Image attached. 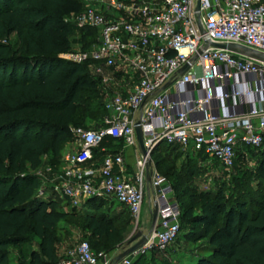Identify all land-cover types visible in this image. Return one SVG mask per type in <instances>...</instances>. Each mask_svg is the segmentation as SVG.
Returning <instances> with one entry per match:
<instances>
[{"label": "built area", "instance_id": "built-area-1", "mask_svg": "<svg viewBox=\"0 0 264 264\" xmlns=\"http://www.w3.org/2000/svg\"><path fill=\"white\" fill-rule=\"evenodd\" d=\"M84 2L86 8L66 22L77 31H95V41L59 58L88 65L103 88L105 117L96 129H71L78 150L54 172L53 191L82 211L89 210L91 199L123 205L137 225L150 189L156 224L145 234L146 244L119 262L83 241L59 264H133L149 250L163 251L180 232L173 188L151 159L159 144L199 154L225 169L263 144L264 63L213 44L264 54V0ZM185 65L188 70L179 74ZM138 123L145 156L138 150ZM106 138L121 149L95 162L94 151ZM127 148L137 152L132 165L124 159Z\"/></svg>", "mask_w": 264, "mask_h": 264}, {"label": "trees", "instance_id": "trees-1", "mask_svg": "<svg viewBox=\"0 0 264 264\" xmlns=\"http://www.w3.org/2000/svg\"><path fill=\"white\" fill-rule=\"evenodd\" d=\"M86 6L84 0H0V264H10L9 248L21 251L29 234L38 239V248L15 264H59L56 231L71 214L58 209L52 197L56 192H45L48 198L39 195L38 177L26 170L38 169L46 154L56 170L62 145L75 140L71 129L83 127V113L95 114L100 126L105 117L102 86L88 65L59 58L76 45L86 49L95 41V31H77L66 22ZM114 143L106 138L94 151L95 162L121 149ZM248 154L257 159L251 174L255 190L240 186L228 195L201 191L189 195L184 206L175 201L180 229L181 223L199 227L193 240L204 241L209 252L191 264H264V138ZM158 160L152 162L161 174ZM239 160L244 156L234 166ZM105 203L89 200L83 218L100 244L95 250L87 241L96 253L119 242L129 226L118 224ZM144 259L142 255L133 264H149Z\"/></svg>", "mask_w": 264, "mask_h": 264}, {"label": "rangeland", "instance_id": "rangeland-1", "mask_svg": "<svg viewBox=\"0 0 264 264\" xmlns=\"http://www.w3.org/2000/svg\"><path fill=\"white\" fill-rule=\"evenodd\" d=\"M10 38H14L11 35ZM102 88V87H101ZM103 94V88L101 89ZM82 126L87 129H96L100 126V120L95 114L90 115L83 113ZM165 143L160 144L156 152L151 153V158L155 161L159 157L160 164L158 169L165 180L175 189V201L181 205L187 203L188 196L201 191L215 194L218 191H223L228 195L229 191H238V188L244 187L251 191L256 189L252 172L256 166V158L250 157L249 154L244 156V160H239L236 166L225 169L217 162L208 161L197 157L193 152L172 148ZM78 150V143L76 139L64 143L62 145L59 157L56 159L60 165L56 170L49 166L48 161L51 158L50 154L43 157L42 165L34 170H26V173L33 174L39 179V187L37 192L43 196L49 190L53 191L54 172L63 169V160L67 154ZM127 152V158H129ZM132 156V154H131ZM131 158V157H130ZM131 161V159L129 160ZM154 165V162H152ZM192 170V171H190ZM236 180H233V179ZM240 183V185L238 184ZM237 183V184H236ZM241 186V187H240ZM48 195L43 198H48ZM52 197L57 201L58 209L62 212L71 214L69 222L61 223L56 231L55 251L61 259L66 253L83 241H88L95 250L100 249V244L96 243L92 238L91 233L86 229L83 223L85 211L73 207L66 198L60 197L55 193ZM177 199V200H176ZM154 194L152 190L148 189L144 198L142 210L140 214L139 223L136 225L131 216L128 215L123 205L117 203L106 202L105 208L110 211V214L116 215L119 218V223L129 222V226L122 235V238L117 243H110L103 252H109L116 257L118 254L125 251L129 246L128 242L139 232L143 234L156 224L153 223L154 212ZM186 225L181 223V229L177 238L169 244L163 251L152 249L146 252L144 261L149 264H191L198 257H205L209 255L206 248L202 246L203 242L194 241V233L199 227ZM189 227H191L189 229ZM38 239L33 235H28V241L22 247V250L9 248L10 264H15L22 256L27 257L30 251L38 248ZM137 260V259H136ZM135 262V261H134Z\"/></svg>", "mask_w": 264, "mask_h": 264}, {"label": "water", "instance_id": "water-1", "mask_svg": "<svg viewBox=\"0 0 264 264\" xmlns=\"http://www.w3.org/2000/svg\"><path fill=\"white\" fill-rule=\"evenodd\" d=\"M198 5V4H197ZM197 10H198V6H197ZM213 46L221 48V49H225V50H229V51H238L241 55L248 57L250 59H253L255 61L264 63V54L245 48V47H241V46H235V45H221V44H213ZM188 65H185L180 71L179 74H183L188 70ZM135 134H136V139H137V143H138V150L139 153L142 156H145L147 154L144 145H143V139H142V131H141V127L140 124L138 123L135 127ZM146 178H147V182L150 181V172H149V168L147 167V173H146ZM156 221V210L154 209L153 212V223ZM147 242V238L146 235L143 234V231H139L129 242H128V248L123 251L122 253L118 254V256L116 257L115 261L119 262L121 261L123 258L128 257L130 255H132L133 253H135L136 251H138L139 249H141ZM136 261V260H135Z\"/></svg>", "mask_w": 264, "mask_h": 264}, {"label": "crops", "instance_id": "crops-1", "mask_svg": "<svg viewBox=\"0 0 264 264\" xmlns=\"http://www.w3.org/2000/svg\"><path fill=\"white\" fill-rule=\"evenodd\" d=\"M127 152H128V154L130 155H128L129 156V158H127L126 156H127ZM131 154H132V156H131ZM131 157V158H130ZM137 157V152L134 150V149H125L124 150V159H125V161H126V163L128 164V165H132L133 163H134V161H135V158ZM131 159V161H129ZM149 230H147L146 231V233L148 232ZM145 233V234H146Z\"/></svg>", "mask_w": 264, "mask_h": 264}]
</instances>
